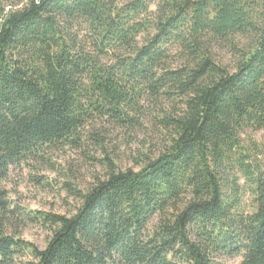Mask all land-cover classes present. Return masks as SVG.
I'll use <instances>...</instances> for the list:
<instances>
[{"label":"trees","instance_id":"1","mask_svg":"<svg viewBox=\"0 0 264 264\" xmlns=\"http://www.w3.org/2000/svg\"><path fill=\"white\" fill-rule=\"evenodd\" d=\"M113 128L162 150L137 169L105 156L86 191L63 182L71 215L12 207L0 185V264H264V0H0V184ZM12 220L46 226L45 246Z\"/></svg>","mask_w":264,"mask_h":264},{"label":"rangeland","instance_id":"2","mask_svg":"<svg viewBox=\"0 0 264 264\" xmlns=\"http://www.w3.org/2000/svg\"><path fill=\"white\" fill-rule=\"evenodd\" d=\"M215 60L231 69L237 58L227 47H216ZM264 166V131L250 133ZM164 143V138L146 130L111 129L102 148L90 145L81 149L64 147L51 155L53 165H40L33 162L11 167L7 177L2 180L3 187L10 199L11 206H19L33 213L51 212L71 215L79 204L77 197L69 193L63 182H70L77 190L86 191L97 178L106 173L103 159L111 158L119 169L134 168L139 154L156 155ZM37 178L39 181H37ZM5 230L18 234L21 238L43 248L50 236L49 229L39 222L7 221ZM240 256L225 258L226 264H235Z\"/></svg>","mask_w":264,"mask_h":264}]
</instances>
